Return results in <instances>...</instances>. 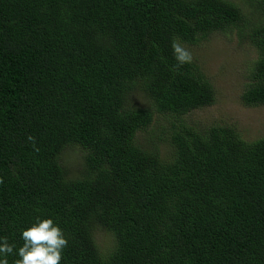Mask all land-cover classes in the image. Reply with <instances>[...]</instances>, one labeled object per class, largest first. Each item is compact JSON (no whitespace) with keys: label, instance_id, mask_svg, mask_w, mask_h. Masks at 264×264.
<instances>
[{"label":"trees","instance_id":"16d2710c","mask_svg":"<svg viewBox=\"0 0 264 264\" xmlns=\"http://www.w3.org/2000/svg\"><path fill=\"white\" fill-rule=\"evenodd\" d=\"M245 1L242 31L233 0H0V237L18 249L52 218L61 264H264V136L186 121L215 88L171 47L236 29L254 53L241 101L263 105L264 0Z\"/></svg>","mask_w":264,"mask_h":264},{"label":"rangeland","instance_id":"374dc122","mask_svg":"<svg viewBox=\"0 0 264 264\" xmlns=\"http://www.w3.org/2000/svg\"><path fill=\"white\" fill-rule=\"evenodd\" d=\"M243 8L244 21L241 22L242 31L250 24V6L245 0H233ZM195 60L206 74L208 80L215 88V102L210 106L197 109L191 112L186 121L210 124H228L234 126L246 141H253L264 136V104L248 106L241 101V94L244 90L243 64L249 57H254L252 48L247 42L239 39L236 29L227 34L213 33L207 39L199 42L198 45L186 46ZM250 50V53L248 54ZM132 102L138 105L147 103V98L138 95ZM163 119L154 127L153 136L166 134L167 139L161 146L164 153L169 144V137L172 133L167 117L156 116ZM140 137H147L148 131L139 133ZM70 164L76 166L78 159L72 149L65 152ZM97 242L108 248H113L115 241L110 233L102 230L96 231Z\"/></svg>","mask_w":264,"mask_h":264},{"label":"clouds","instance_id":"9594fccd","mask_svg":"<svg viewBox=\"0 0 264 264\" xmlns=\"http://www.w3.org/2000/svg\"><path fill=\"white\" fill-rule=\"evenodd\" d=\"M171 47L177 62L174 67L179 68L192 62L191 51L178 38L172 40ZM28 140L35 143L32 136ZM2 183L3 178L0 177V184ZM21 238L22 245L15 249L7 237H0V264H9L7 257L13 254L14 249L19 257L14 264H61L68 239L52 218L37 217L35 222L22 230Z\"/></svg>","mask_w":264,"mask_h":264}]
</instances>
